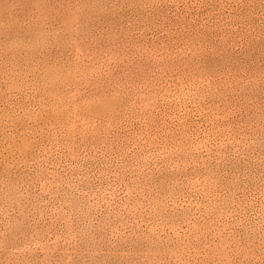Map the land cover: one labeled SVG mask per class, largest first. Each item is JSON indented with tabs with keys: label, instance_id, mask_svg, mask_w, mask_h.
Segmentation results:
<instances>
[{
	"label": "rangeland",
	"instance_id": "1",
	"mask_svg": "<svg viewBox=\"0 0 264 264\" xmlns=\"http://www.w3.org/2000/svg\"><path fill=\"white\" fill-rule=\"evenodd\" d=\"M0 264H264V0H0Z\"/></svg>",
	"mask_w": 264,
	"mask_h": 264
}]
</instances>
